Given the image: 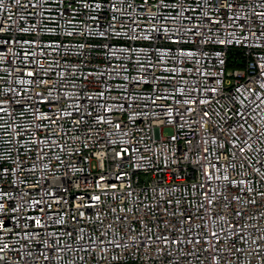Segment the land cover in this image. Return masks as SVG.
I'll return each instance as SVG.
<instances>
[{
  "label": "built area",
  "instance_id": "obj_1",
  "mask_svg": "<svg viewBox=\"0 0 264 264\" xmlns=\"http://www.w3.org/2000/svg\"><path fill=\"white\" fill-rule=\"evenodd\" d=\"M0 264H264V0H0Z\"/></svg>",
  "mask_w": 264,
  "mask_h": 264
}]
</instances>
